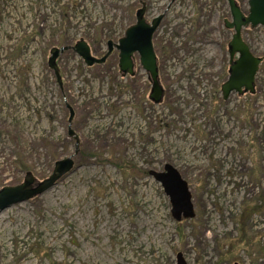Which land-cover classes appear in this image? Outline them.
<instances>
[{
    "label": "rangeland",
    "instance_id": "374dc122",
    "mask_svg": "<svg viewBox=\"0 0 264 264\" xmlns=\"http://www.w3.org/2000/svg\"><path fill=\"white\" fill-rule=\"evenodd\" d=\"M248 13V0H237ZM154 34L165 97L136 57L88 67L73 50L48 67L53 47L85 39L94 56L136 23ZM226 0H0V190L31 174L75 167L51 190L0 213V264H264V61L254 95L223 99L234 34ZM264 59V26L244 30ZM172 165L188 183L195 217L178 222L150 174Z\"/></svg>",
    "mask_w": 264,
    "mask_h": 264
},
{
    "label": "water",
    "instance_id": "95a60500",
    "mask_svg": "<svg viewBox=\"0 0 264 264\" xmlns=\"http://www.w3.org/2000/svg\"><path fill=\"white\" fill-rule=\"evenodd\" d=\"M231 20H225V27L234 32L228 44L229 69L228 80L222 85L223 99L226 101L233 93L239 95H254L256 93V76L263 63V58L257 57L251 51L244 39L243 32L264 26V0H248V13H245L237 0H226ZM163 16H158L151 22L146 19V5L136 12V23L130 26L117 43L108 42L107 52L102 57L93 54L91 46L85 39L78 40L74 46L53 47L50 50L48 67L54 71L58 83L62 84L58 60L60 56L69 50H73L88 67L103 65L113 52H119V71L123 76L135 75L136 57L138 55L140 65L146 71L152 85L149 99L155 104H161L164 100L165 90L161 84L159 72V60L154 49L153 38L159 28ZM69 116V135L76 141L75 154L59 160L55 163L50 176L43 180L35 179L31 174L17 186H5L0 190V213L8 208L32 200L51 190L63 177L71 173L75 167V156L79 153V139L71 129L75 118V112L67 105ZM150 174L158 181L170 198L173 218L180 222L183 219L195 217L191 203V193L188 183L172 165H165L162 172ZM176 264H186L181 255H178Z\"/></svg>",
    "mask_w": 264,
    "mask_h": 264
},
{
    "label": "flooded vegetation",
    "instance_id": "af4514ba",
    "mask_svg": "<svg viewBox=\"0 0 264 264\" xmlns=\"http://www.w3.org/2000/svg\"><path fill=\"white\" fill-rule=\"evenodd\" d=\"M113 54H114V52H113ZM113 54H112V55H113ZM112 55H111V56H112ZM111 56H110V57H111ZM110 57H109V58H110ZM263 61H264V59H263Z\"/></svg>",
    "mask_w": 264,
    "mask_h": 264
},
{
    "label": "bare ground",
    "instance_id": "6f19581e",
    "mask_svg": "<svg viewBox=\"0 0 264 264\" xmlns=\"http://www.w3.org/2000/svg\"><path fill=\"white\" fill-rule=\"evenodd\" d=\"M165 97V96H164Z\"/></svg>",
    "mask_w": 264,
    "mask_h": 264
}]
</instances>
